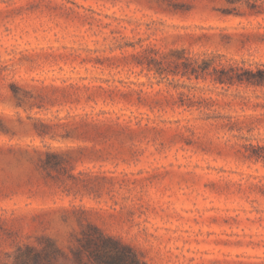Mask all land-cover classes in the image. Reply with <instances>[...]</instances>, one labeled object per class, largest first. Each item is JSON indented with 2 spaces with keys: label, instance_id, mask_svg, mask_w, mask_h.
I'll return each mask as SVG.
<instances>
[{
  "label": "rangeland",
  "instance_id": "obj_1",
  "mask_svg": "<svg viewBox=\"0 0 264 264\" xmlns=\"http://www.w3.org/2000/svg\"><path fill=\"white\" fill-rule=\"evenodd\" d=\"M254 1L0 0V264H77L88 225L148 264H264V89L149 68L264 65Z\"/></svg>",
  "mask_w": 264,
  "mask_h": 264
},
{
  "label": "trees",
  "instance_id": "obj_2",
  "mask_svg": "<svg viewBox=\"0 0 264 264\" xmlns=\"http://www.w3.org/2000/svg\"><path fill=\"white\" fill-rule=\"evenodd\" d=\"M233 7L227 9L228 13H238L237 4L250 0H228ZM258 0L251 7L258 8ZM257 13L261 11L257 10ZM175 59L166 61L153 59V66L149 64L150 70H154L161 76L169 74L185 77L189 80L207 81L222 87H246L264 89V65L246 66L244 63L221 65L216 60L221 56L191 58L186 50H175ZM174 66V69H169ZM245 101V99H244ZM254 153L250 157L264 161V146H252ZM60 249L48 245L42 251H35L31 247L21 253L18 264H58L52 259L58 260ZM77 264H148L137 252L120 239L108 235L95 225H88L87 230L78 239V245L73 251Z\"/></svg>",
  "mask_w": 264,
  "mask_h": 264
}]
</instances>
